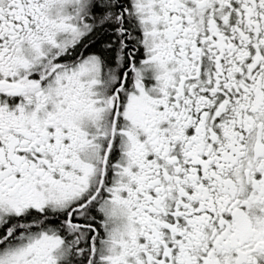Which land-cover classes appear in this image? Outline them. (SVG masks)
<instances>
[{"label":"snow or ice","instance_id":"6c2138e0","mask_svg":"<svg viewBox=\"0 0 264 264\" xmlns=\"http://www.w3.org/2000/svg\"><path fill=\"white\" fill-rule=\"evenodd\" d=\"M0 264H264V0H0Z\"/></svg>","mask_w":264,"mask_h":264}]
</instances>
